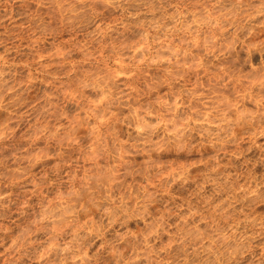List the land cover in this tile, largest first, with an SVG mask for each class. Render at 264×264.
<instances>
[{"label":"rangeland","instance_id":"rangeland-1","mask_svg":"<svg viewBox=\"0 0 264 264\" xmlns=\"http://www.w3.org/2000/svg\"><path fill=\"white\" fill-rule=\"evenodd\" d=\"M0 264H264V0H0Z\"/></svg>","mask_w":264,"mask_h":264}]
</instances>
